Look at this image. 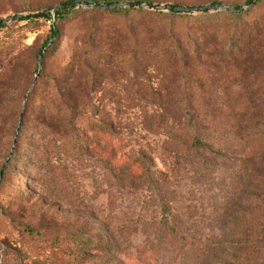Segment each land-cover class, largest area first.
I'll return each instance as SVG.
<instances>
[{
	"label": "rangeland",
	"instance_id": "1",
	"mask_svg": "<svg viewBox=\"0 0 264 264\" xmlns=\"http://www.w3.org/2000/svg\"><path fill=\"white\" fill-rule=\"evenodd\" d=\"M67 1L72 0H0V20L7 19L0 46L10 44L15 58L0 79V171L12 154L11 168L0 177V264H264V233L258 232L254 248L231 229L238 210L258 213V223L264 217V188L243 189L236 163L217 164L205 178L184 168L159 192L147 185L118 186L103 154L128 163L146 153L153 169L166 173V129L187 124L195 114L219 126L227 154L240 155L246 145L230 128L232 112L236 98L250 96L242 127L258 129L259 148L251 155L264 180V27L258 57L252 52L238 67L230 58L217 63V55L205 50L186 62L163 57L171 37L167 5L245 8L246 0H109L149 2L160 14L98 13L93 21L87 20L91 7L78 0L71 7L83 13L61 23L58 48L46 53L51 8ZM252 8L244 21L252 24L258 16L259 29L264 1ZM43 12L49 21L21 20ZM204 13L213 16L215 10L191 15ZM23 111L26 133L16 136ZM159 114L165 128H149L144 117ZM248 194L258 202L250 204ZM163 202L172 207L169 216ZM166 216L190 225L185 233L201 237L213 256L190 252L176 258L174 241L161 237ZM88 240L93 244L78 245Z\"/></svg>",
	"mask_w": 264,
	"mask_h": 264
},
{
	"label": "trees",
	"instance_id": "2",
	"mask_svg": "<svg viewBox=\"0 0 264 264\" xmlns=\"http://www.w3.org/2000/svg\"><path fill=\"white\" fill-rule=\"evenodd\" d=\"M249 1L251 0H246L245 8L243 7L239 10H217L214 6L234 9L241 8L242 6L234 4L225 6L221 3H213L208 6L215 10V15L209 16L204 13V15L198 17L192 16L191 13L175 11L174 7L179 6L167 5L166 8L170 6L168 9L170 15L167 16L166 19L169 20V36L171 37H168L165 41V47L163 50L164 59H179L186 62L192 58V55L196 56V58L201 57V51L205 50L208 53L207 56H211V54L217 55L219 58L217 63H221L224 58H230L232 65L236 64V67H238L241 62L248 61L250 53L253 52L255 55L258 53V37L262 27H264V21H262V25L258 29V16H256L257 19L252 24L244 21L249 12L252 13V7H256L258 3L264 0H255L248 4ZM83 2L89 7L90 5H94V7H91V9L87 11L90 15V17L87 18L88 21H93L95 15L98 13L120 15L128 14L130 11H137V13H141L144 16L160 14L158 9H148L140 6H128L114 9L99 7L103 4L109 5L123 2L115 3L109 0H85ZM133 2L152 4L142 1ZM82 13L83 12L73 10V7L59 8L54 11L53 23L49 27L50 35L48 40L44 43L46 53H53L58 48L59 37L62 32L60 28L61 23L75 20L80 17ZM28 19H31L32 21H37L38 19L49 21L50 15L43 12L37 16H30L28 18L23 17L21 20ZM2 23L3 20H0V26ZM174 32H176L175 38L173 35ZM223 33L225 34L222 39L223 45L221 46V50H217L219 43L218 40ZM0 47L2 48L0 50V71L2 69L0 79H2L12 67L15 58L11 53L13 50L10 49V44H2ZM184 47H186V49H184ZM150 52H152V50H150ZM256 56L258 57V55ZM37 79L38 75L35 77L34 84L26 95V102L28 99L27 96H29L33 90ZM239 98L240 100L238 102ZM156 99L163 100L160 96L156 97ZM246 100L250 102V96L238 97L235 99L238 107L235 109L236 112H232V125L230 127L234 135L243 140L246 145L240 155L232 156L231 153L227 154V143L225 138L222 137L219 126L209 125L204 117L190 114L189 121L187 119V124L177 127L175 130L166 129L167 139L163 143V149L168 153L170 158V162L166 166L168 171L166 173L156 172L153 169V160L146 153H139L133 161L122 163L120 160H113L109 157H105L104 151V158L108 163H111L112 170L115 171L113 175L115 182L123 189L127 187L143 188L147 185V187L152 188L154 191L156 189V191L158 190L160 192V188L162 186H170L173 183V180L177 179V176L184 170V168H189L190 171H192L193 176L196 178H205L207 173L213 170L217 164L233 161L238 167L236 172L241 179V187L248 191L253 189L258 192V188L260 190L261 188H264V180L258 175V166L257 168H254L255 164L252 161L254 155H251L253 150L259 148L258 129H255L254 132L251 133L248 131L246 132L242 127V123L246 120L249 114V103H246ZM167 113H169V111H166V114ZM23 117L24 111L22 113L21 121L16 128V136H21L26 133L25 127L22 126ZM144 121L149 128H161L160 126L165 128L163 114H159L157 117L153 115L144 117ZM197 121L199 123H197ZM107 131L110 132V130ZM103 134L106 133L103 132ZM14 143H17V139L14 140ZM11 155L8 157L4 168L0 171V177L2 180L12 166ZM225 155L230 156L225 157ZM108 196L111 195L108 194ZM246 197L250 204L254 201L258 202V196L256 197L254 194H248ZM162 204L167 208L166 210L169 216L172 212L170 203L163 202ZM256 207H258V204ZM243 211L244 210L237 211V217L236 220L232 222L231 229L233 232H237L246 238L251 239V244H254L253 247L255 248L257 247L256 242L258 240V232L262 234L264 233V217L262 223H258V213L254 217L249 215L252 212H249L247 215L245 214L246 211ZM168 216H166L164 222L161 223L162 225H166V228L161 231V237L174 241L173 248L175 250L176 258H187L190 252L194 253V255L200 253L203 256L205 252L209 258L213 256L212 249L205 250L201 237L190 236L185 233L191 230L189 228L190 225H186L184 222H178L177 220L171 221V218ZM91 244L93 243L89 240L84 241L83 243H78V245L82 247H88ZM203 263L208 264L206 261H203Z\"/></svg>",
	"mask_w": 264,
	"mask_h": 264
},
{
	"label": "water",
	"instance_id": "3",
	"mask_svg": "<svg viewBox=\"0 0 264 264\" xmlns=\"http://www.w3.org/2000/svg\"><path fill=\"white\" fill-rule=\"evenodd\" d=\"M254 1L255 0H251V1H249L248 4H250L251 2H254ZM78 2L79 1L76 0V1L69 2V3H62V4H59V5L55 6V7H53L52 10L55 11V10H57L59 8L71 7L73 5L78 4ZM128 6H140V7H144V8H148V9H159L158 6L153 5V4L141 3V2H133V1L123 2V3H116V4H109V5L103 4V5H100L99 7L114 9V8H121V7H128ZM90 7H94V5H90ZM214 7L217 10H226V9L239 10V9L243 8V7H241V8L234 9V8H227V7H221V6H214ZM169 8H170V6H168L166 9L168 10ZM208 8H209V6L194 7V8L174 7V10L177 11V12H181V13H194V12H198V11L207 10ZM10 19H13V17H11ZM6 21H7V19H4L3 23L6 22ZM21 118H22V112H21L20 117H19V123L21 121Z\"/></svg>",
	"mask_w": 264,
	"mask_h": 264
}]
</instances>
